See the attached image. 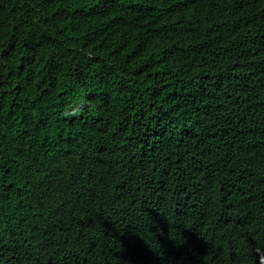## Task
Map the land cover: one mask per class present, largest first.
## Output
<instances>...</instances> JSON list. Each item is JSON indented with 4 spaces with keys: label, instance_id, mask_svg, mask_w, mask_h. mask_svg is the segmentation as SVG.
Wrapping results in <instances>:
<instances>
[{
    "label": "trees",
    "instance_id": "trees-1",
    "mask_svg": "<svg viewBox=\"0 0 264 264\" xmlns=\"http://www.w3.org/2000/svg\"><path fill=\"white\" fill-rule=\"evenodd\" d=\"M0 264H264V0H0Z\"/></svg>",
    "mask_w": 264,
    "mask_h": 264
}]
</instances>
